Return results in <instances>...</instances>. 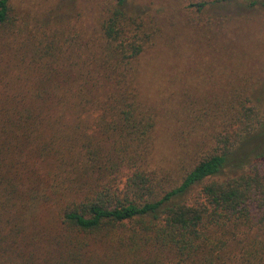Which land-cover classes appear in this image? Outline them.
I'll use <instances>...</instances> for the list:
<instances>
[{
    "label": "trees",
    "instance_id": "16d2710c",
    "mask_svg": "<svg viewBox=\"0 0 264 264\" xmlns=\"http://www.w3.org/2000/svg\"><path fill=\"white\" fill-rule=\"evenodd\" d=\"M94 11L34 44L0 0V264H264V112L228 91L205 103L201 117L219 130L199 154L203 123L187 93L149 84L165 44L155 17L127 0ZM165 121L170 149L158 160ZM248 135L262 147L235 159Z\"/></svg>",
    "mask_w": 264,
    "mask_h": 264
},
{
    "label": "rangeland",
    "instance_id": "374dc122",
    "mask_svg": "<svg viewBox=\"0 0 264 264\" xmlns=\"http://www.w3.org/2000/svg\"><path fill=\"white\" fill-rule=\"evenodd\" d=\"M16 21L27 22L26 29H31L27 38L32 42L40 41L41 34H48L52 24L62 21H75V15H82V20L88 12L100 6L102 0H7ZM196 1L210 0H127L130 12L141 8L146 15L155 17L149 22L158 27L161 32L159 41H164L155 57V82L149 79L150 86L156 91L165 89L178 93H187L188 112L196 117L200 131L197 138L200 142V152H206L211 147L210 136L219 128L212 127L202 112L204 106L208 108L214 101L221 102L224 91L228 96L242 100L245 107L252 106L263 115L264 112V0H234L229 5L211 7L210 10L195 13L190 4ZM253 3L247 10L246 3ZM82 22V21H81ZM43 28H40V27ZM169 26L176 42L167 40L165 33ZM41 31V32H40ZM81 31V30H80ZM171 35V36H172ZM23 38V37H21ZM15 38L12 43L15 44ZM198 48V53L191 51V47ZM168 51L167 53H164ZM148 58L154 57V49ZM162 60L164 62L162 63ZM143 61V60H142ZM144 65V62H143ZM143 75H140V79ZM198 101V102H195ZM198 106L195 108L194 106ZM176 105V103H175ZM213 112L215 113V107ZM170 108L166 103L158 108V114L163 113L160 121L166 117ZM225 122L230 120L232 111H220ZM220 121H216L219 123ZM88 124V123H87ZM221 125V123H220ZM191 127L196 125L191 120ZM173 127L169 121L156 126L155 138L160 146L154 154V159H165L169 144L165 141L172 133ZM186 129L180 139L186 137ZM206 134V135H205ZM188 136V135H187ZM246 137V136H245ZM244 145L233 152L235 159L248 157L262 147V141L248 135ZM198 152V151H197ZM161 157V158H160ZM254 161H252L253 163ZM237 163L232 160L231 166ZM239 163H237L238 165ZM248 167L244 165V169ZM239 172L241 169L236 168ZM195 191L190 192L189 197Z\"/></svg>",
    "mask_w": 264,
    "mask_h": 264
}]
</instances>
